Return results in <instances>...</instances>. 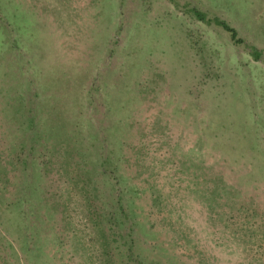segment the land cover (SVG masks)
I'll list each match as a JSON object with an SVG mask.
<instances>
[{"label": "rangeland", "instance_id": "1", "mask_svg": "<svg viewBox=\"0 0 264 264\" xmlns=\"http://www.w3.org/2000/svg\"><path fill=\"white\" fill-rule=\"evenodd\" d=\"M0 264H264V0H0Z\"/></svg>", "mask_w": 264, "mask_h": 264}, {"label": "trees", "instance_id": "2", "mask_svg": "<svg viewBox=\"0 0 264 264\" xmlns=\"http://www.w3.org/2000/svg\"><path fill=\"white\" fill-rule=\"evenodd\" d=\"M192 12L196 18H198L199 20H202L204 23L212 24V22H213V23L221 26L223 29L227 30L230 33V37L234 43L241 44L243 42L240 38L237 37L236 30L231 28L225 21L219 19L218 17H209L205 13H203L202 11H199V9H196V8H192ZM249 50L253 54L255 59H259V53L254 47H251ZM67 134H68V132L65 131L66 138H68L69 142H71V139H70L69 135H67ZM85 146H86V144L80 140V143H74L72 147L74 149L81 150ZM79 156L80 155H77V159L75 158L73 163L76 162L77 165L81 166L80 171H86V172L90 171L92 173L93 171L98 170V167L101 166L102 167L101 174L105 175V174H107V172H106L107 167L111 166L109 173L111 174V172H114V174H115L114 179L117 180L118 178L119 179L122 178L121 173L117 172V166L115 165L116 158H118V157L111 154V152H108L106 154L105 153L102 154V153L98 152L97 157L95 159H92L90 157L88 162L85 161L84 158L79 159ZM23 162H24V165H27V159H25ZM87 165H90V168H86ZM61 170H62L61 173H68V168H65V166H62ZM210 204L213 205V200L210 202ZM131 250H132L131 248H128V251H131ZM129 257L132 258L133 255L129 254Z\"/></svg>", "mask_w": 264, "mask_h": 264}]
</instances>
